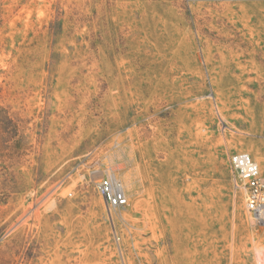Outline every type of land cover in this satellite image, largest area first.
<instances>
[{
	"label": "rangeland",
	"instance_id": "1",
	"mask_svg": "<svg viewBox=\"0 0 264 264\" xmlns=\"http://www.w3.org/2000/svg\"><path fill=\"white\" fill-rule=\"evenodd\" d=\"M241 152L264 174V0H0V264H264Z\"/></svg>",
	"mask_w": 264,
	"mask_h": 264
},
{
	"label": "built area",
	"instance_id": "2",
	"mask_svg": "<svg viewBox=\"0 0 264 264\" xmlns=\"http://www.w3.org/2000/svg\"><path fill=\"white\" fill-rule=\"evenodd\" d=\"M230 166L235 174V187L242 194L247 213L256 223H264V174L260 166L245 152L234 154L230 159ZM94 184L105 200L110 215L113 211L130 206L124 183L115 174H103L94 179Z\"/></svg>",
	"mask_w": 264,
	"mask_h": 264
}]
</instances>
